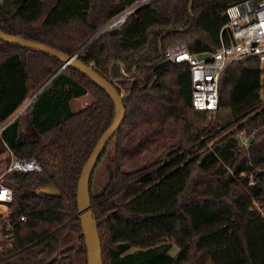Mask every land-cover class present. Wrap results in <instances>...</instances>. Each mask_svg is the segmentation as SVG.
Here are the masks:
<instances>
[{"label":"trees","instance_id":"16d2710c","mask_svg":"<svg viewBox=\"0 0 264 264\" xmlns=\"http://www.w3.org/2000/svg\"><path fill=\"white\" fill-rule=\"evenodd\" d=\"M140 1L0 0V29L73 55ZM237 1L152 0L78 54L124 90V120L97 162L112 143L107 180L97 195L91 192L96 169L90 180L103 264H264V59L226 65L212 112L225 124L199 140L211 129L203 126L208 111L192 107L189 64L164 57L177 44L196 55L232 44L229 28L220 30L226 8ZM61 65L0 41V124ZM88 93L93 100L73 112L70 101ZM113 115L106 92L66 67L0 131V169L8 152L33 157L42 167L6 176L15 184L10 211L17 222L0 264H74L76 256L87 264L77 183ZM23 118L39 141L19 133ZM238 132L250 137L246 145ZM147 155L156 159L143 163ZM46 181L58 196L42 193ZM72 234L76 244L63 247Z\"/></svg>","mask_w":264,"mask_h":264},{"label":"built area","instance_id":"2783aa9c","mask_svg":"<svg viewBox=\"0 0 264 264\" xmlns=\"http://www.w3.org/2000/svg\"><path fill=\"white\" fill-rule=\"evenodd\" d=\"M233 42H223L215 51L202 59L186 50L181 44L165 51L164 57L173 63L187 62L191 80V103L195 110L213 112L218 104V80L226 65L235 59H264V0H241L229 5L224 13ZM125 15V14H124ZM120 16L118 24L122 23ZM237 137L241 139L243 133ZM8 162L0 169V252L11 247L16 219L11 216L13 188L6 184L7 174L13 172L32 173L41 171V164L33 157H16L7 154ZM252 182H250L251 184ZM263 213V210L260 211ZM20 220H25L23 216Z\"/></svg>","mask_w":264,"mask_h":264},{"label":"water","instance_id":"95a60500","mask_svg":"<svg viewBox=\"0 0 264 264\" xmlns=\"http://www.w3.org/2000/svg\"><path fill=\"white\" fill-rule=\"evenodd\" d=\"M151 1L152 0H142L136 3L135 5L129 7L128 9L124 10L122 13L115 16L114 18L109 20L105 25H103L90 38L89 42L93 38H95L99 33H101L104 29H106L108 26L118 24L120 21L119 20L115 21V19L118 16H122L125 14L123 20L121 21L123 22L131 11ZM0 41L8 45L18 46L32 51L44 53L46 55L56 58L62 63L59 70L45 84H43L28 100H26V102L23 103L14 114H12L7 120H5L3 123L0 124V131L7 124H9L14 118L18 116L20 111L23 110V108L27 106L43 88L46 87V85L56 74H58L66 67H72L77 71H79L84 76H86L89 80H91L102 90H104L106 94L109 96V98L112 100V103L114 105V115L112 122L110 123L108 128L104 131V133L100 136L91 154L84 163L78 178L77 190H76L77 218L80 221L82 235L84 237V243L86 248V262L87 264H103L97 222L94 217L92 210L93 206L91 204L90 180L93 171L97 165V162L101 154L103 153L106 145L108 144L112 136L115 134V132L119 129V127L121 126L124 120L125 117V110L123 107L124 90L121 89L118 85L114 84L113 82L107 80L106 78L98 74L95 70H93L91 65H86L78 58V54L89 42L86 43L84 46H82L78 52H76L73 55H70L55 48L46 46L43 43L25 39L18 35L6 33L1 29H0ZM207 55L208 53H201V54H197L196 57L198 59H202ZM19 133L26 138L31 135L32 137L28 139L29 142L40 140L39 135L36 133V131L33 128L29 126L28 123L20 125ZM247 141L249 142L250 138ZM5 182L12 188H15V184L12 181L5 180ZM41 191L43 194L48 196L59 195L58 190L49 181L44 182Z\"/></svg>","mask_w":264,"mask_h":264},{"label":"rangeland","instance_id":"374dc122","mask_svg":"<svg viewBox=\"0 0 264 264\" xmlns=\"http://www.w3.org/2000/svg\"><path fill=\"white\" fill-rule=\"evenodd\" d=\"M117 25H119V24L111 25V26H117ZM111 26H108L107 28H109ZM177 45H181V44H177ZM87 96H88V98L90 100H92L93 97L91 96V94L88 93ZM76 100H81V99H76ZM71 107H72L73 110H77L78 107H79L78 106V101H73ZM21 112H22V110L20 111V113ZM222 113H223L224 116L226 115L225 111H223ZM216 116L217 115L215 113L213 114L212 112H208L206 114L203 126H206L205 127L206 129H211V132H208L206 135L200 136L199 140L204 139L207 135H211L213 133V131H215V130L222 131L221 128L223 127L225 122L220 119V117H222V116H220V117H216ZM26 123H28L27 120L25 118H23L21 124H26ZM210 124H211V126H209ZM213 124H215V126L212 127ZM222 134H223V132H222ZM30 137H32V136L30 135L27 138L29 139ZM249 138L250 137H248L246 134L243 133V137L241 139L238 138V140L240 141V143L242 145H246L248 143L247 140ZM107 148L108 149H107L106 154L100 160L98 165H96V168H95L96 170H95V173H94V176H93V180H92V185H91V192H92L93 195H97L102 190V188L105 185L106 180H107L106 167L109 164L110 158H111L112 153H113V144L111 143ZM165 157L166 156L164 155L163 157H161V159H164ZM155 159H156V157L151 156V155H147L146 157H144L143 163H148L149 164L150 162H152ZM76 242H77L76 236L72 234V235H70V236H68L66 238V244L63 243L62 246L66 247V246L74 245V244H76ZM176 252H177V248L173 247V249L171 250V253L175 254ZM74 264H86L85 263V258L83 256H76L74 258Z\"/></svg>","mask_w":264,"mask_h":264},{"label":"crops","instance_id":"0c3cea01","mask_svg":"<svg viewBox=\"0 0 264 264\" xmlns=\"http://www.w3.org/2000/svg\"><path fill=\"white\" fill-rule=\"evenodd\" d=\"M76 99H81V100H76ZM92 100H93V98H92ZM92 100H90V99L88 98L87 94H85V95H82V96H80V97H77V98L72 99V100L70 101V107H71L73 101H78V106H79V107H78L77 110H73L72 107H71L72 111H73V112H76V111H78V110H81V109L84 108L85 106H87Z\"/></svg>","mask_w":264,"mask_h":264},{"label":"bare ground","instance_id":"6f19581e","mask_svg":"<svg viewBox=\"0 0 264 264\" xmlns=\"http://www.w3.org/2000/svg\"><path fill=\"white\" fill-rule=\"evenodd\" d=\"M119 18H121V17H120V16H118V17L115 19V21H116V20H118Z\"/></svg>","mask_w":264,"mask_h":264}]
</instances>
